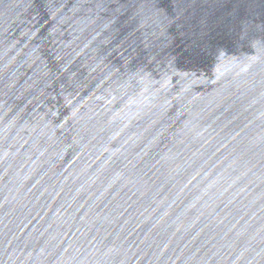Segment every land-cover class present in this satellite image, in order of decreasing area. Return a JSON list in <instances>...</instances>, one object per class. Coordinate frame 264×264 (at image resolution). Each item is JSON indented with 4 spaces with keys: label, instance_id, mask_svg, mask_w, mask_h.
<instances>
[{
    "label": "water",
    "instance_id": "water-1",
    "mask_svg": "<svg viewBox=\"0 0 264 264\" xmlns=\"http://www.w3.org/2000/svg\"><path fill=\"white\" fill-rule=\"evenodd\" d=\"M0 264H264V0H0Z\"/></svg>",
    "mask_w": 264,
    "mask_h": 264
}]
</instances>
